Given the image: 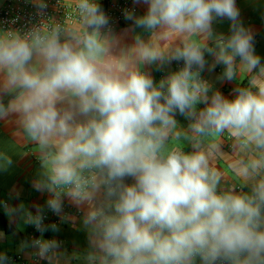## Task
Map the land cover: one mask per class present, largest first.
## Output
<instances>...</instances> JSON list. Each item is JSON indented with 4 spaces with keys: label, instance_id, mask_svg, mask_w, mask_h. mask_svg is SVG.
<instances>
[{
    "label": "clouds",
    "instance_id": "1",
    "mask_svg": "<svg viewBox=\"0 0 264 264\" xmlns=\"http://www.w3.org/2000/svg\"><path fill=\"white\" fill-rule=\"evenodd\" d=\"M143 3L145 15L125 10V18L164 40L157 46L137 36L132 53L144 64L183 61L182 69L156 84L129 67L127 58L113 55L116 41L102 35L109 19L97 0H75L81 26L0 31V119L15 112L41 152L50 184L38 182L36 190L70 187L92 199L102 193V203L84 221L95 236L90 260L196 264L198 257L200 264H264V81L253 80L228 99L200 78L205 53L215 58L209 71L223 65L221 80L237 78V58L246 71L264 74L254 35L241 21L236 0ZM35 6L40 15L47 8L45 0ZM217 18L230 21V34L209 47L204 41ZM171 37L183 39L163 47ZM9 94L14 101L5 105ZM177 113L191 121L188 132L179 128ZM224 135L258 150L240 168L248 192L221 189L220 172L199 147L207 138L214 148ZM184 140L196 150L186 152ZM129 177L134 183H125ZM47 203L61 211L57 198ZM40 211L28 222L45 231ZM33 244L41 256L58 247L55 241ZM6 260L0 254V264Z\"/></svg>",
    "mask_w": 264,
    "mask_h": 264
},
{
    "label": "crops",
    "instance_id": "2",
    "mask_svg": "<svg viewBox=\"0 0 264 264\" xmlns=\"http://www.w3.org/2000/svg\"><path fill=\"white\" fill-rule=\"evenodd\" d=\"M236 5L240 11V19L254 35L255 53L261 57L264 63V0H236ZM147 4L140 0L136 2L135 16L140 17L146 14ZM102 35L106 39H114L116 45L113 48V55L125 57L129 67H138L141 71L149 74L153 81L158 84L162 79L175 71L183 68V61L173 60L171 63L159 62L148 64L140 63L132 49L135 38L140 37L145 42H151L161 46L164 38L160 33H152L151 30L136 27L131 20L117 27L112 31L101 29ZM211 38L205 39L209 47H215L220 35L230 34V21L227 18L221 20L217 18L213 21ZM183 37H171L164 41L163 47L174 48L179 45ZM207 65L200 73V78L213 91H219L228 99L234 98L235 89L250 87L253 80L264 81V74L248 72L240 65L237 58L238 76L233 81L221 80L224 67L216 64L214 70L209 71V67L215 64V58L205 53ZM211 95V92L209 93ZM14 101V96L9 94L3 97L5 105ZM202 109L204 105H197ZM178 126L188 132L190 120L177 113ZM191 136V133H189ZM210 141L205 138L199 147L209 153L210 164L217 169L221 175L220 188L227 190L235 187L236 191H250L245 181L240 175V168L250 160L258 156V150L251 145L245 144L243 140L235 139L229 135H224L215 140L214 148H210ZM182 146L186 152L196 150L190 140L182 141ZM41 152L36 145L30 142L15 112H11L7 117L0 119V213L5 216L9 224L13 226V231H5L0 227V254L6 257L21 254L26 259H35L39 251L33 245L29 237L34 223H29V216L35 217L37 209L39 215L50 213L48 200L53 197L61 202V223L56 230L48 228L46 236H53L58 247L42 256L38 264H99V260H90L89 256L95 252V236L91 227L84 224L88 212L93 207H98L102 201V193L95 194V199L90 198V193L85 191L79 197L74 194L57 192L58 187L51 186L52 190L38 191L35 184L43 181L49 183L45 170L41 163ZM11 160V163H8ZM85 175H89L85 173ZM125 183H134L132 178H126ZM241 187L242 190H238ZM68 205L70 208L62 210ZM98 255V253H97ZM19 264V263H6ZM196 264H200L197 257Z\"/></svg>",
    "mask_w": 264,
    "mask_h": 264
},
{
    "label": "built area",
    "instance_id": "3",
    "mask_svg": "<svg viewBox=\"0 0 264 264\" xmlns=\"http://www.w3.org/2000/svg\"><path fill=\"white\" fill-rule=\"evenodd\" d=\"M100 1L101 0H97L98 3ZM45 2L47 8L44 10V14L40 15L39 10L35 6V0H0V31L23 34L35 27H44L53 24H61L66 28L81 26V22L73 6L75 0H45ZM125 10H131L135 13V0H109L105 13L109 19V24L104 30L112 31L126 23L127 19L124 16ZM237 189L242 190L241 187H237ZM57 190L59 193L73 194L70 187H58ZM68 208L70 207L65 205L62 207V210L65 211V209ZM41 217L42 226L46 230H37L35 224H33L29 235L31 242L33 243L36 240L56 242L53 236H46V232L48 228H52L53 225L55 228L60 225L62 221L60 214L50 209V213L47 212ZM41 257L39 251L35 259H26L25 256L17 254L7 257V260L3 262V264L7 262L38 264Z\"/></svg>",
    "mask_w": 264,
    "mask_h": 264
},
{
    "label": "trees",
    "instance_id": "4",
    "mask_svg": "<svg viewBox=\"0 0 264 264\" xmlns=\"http://www.w3.org/2000/svg\"><path fill=\"white\" fill-rule=\"evenodd\" d=\"M108 1L109 0H101L99 2L102 10L104 13H106L107 7H108ZM0 227H2L5 231H13V226L9 224L8 220L5 218L3 214L0 213Z\"/></svg>",
    "mask_w": 264,
    "mask_h": 264
}]
</instances>
